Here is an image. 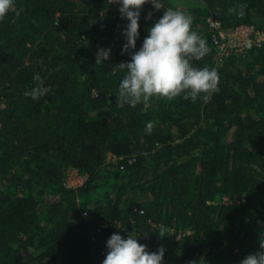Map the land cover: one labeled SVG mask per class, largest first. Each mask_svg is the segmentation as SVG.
Instances as JSON below:
<instances>
[{
  "label": "trees",
  "instance_id": "16d2710c",
  "mask_svg": "<svg viewBox=\"0 0 264 264\" xmlns=\"http://www.w3.org/2000/svg\"><path fill=\"white\" fill-rule=\"evenodd\" d=\"M184 1L149 0L131 51L166 9L181 11L210 49L193 66L215 69L219 91L133 107L117 98L131 59L120 4L14 0L19 16L0 21V264H103L114 232L163 246L162 264H239L259 250L264 42L219 60L208 18L264 29V0ZM99 47L111 55L96 65ZM36 74L51 87L39 100L24 95ZM71 169L80 185L65 184Z\"/></svg>",
  "mask_w": 264,
  "mask_h": 264
},
{
  "label": "clouds",
  "instance_id": "9594fccd",
  "mask_svg": "<svg viewBox=\"0 0 264 264\" xmlns=\"http://www.w3.org/2000/svg\"><path fill=\"white\" fill-rule=\"evenodd\" d=\"M148 2L111 0V3L121 5V16L130 21L122 33L126 38L122 54L129 53L131 59L118 64L120 70H126L119 84L118 100L135 107L139 103H147L152 97L172 100L183 95L185 100L196 102L203 94L202 99L207 103L211 94L219 91V76L215 69L193 66L192 61L203 59L210 49L206 39L192 30L191 16L172 8L166 9L163 16L148 29L149 35L145 37L142 47L138 51H131L136 48L140 35L141 10ZM151 3L156 10L164 8L158 0H151ZM10 11H15L17 16L20 14V10L14 9V0H0V21ZM232 11L229 9V12ZM239 14L243 16L244 13L241 11ZM110 55L111 48L99 47L95 64L107 62ZM33 80L36 86L31 91H25V96L39 100L51 91L39 74ZM151 130L152 124L149 123L146 131L150 133ZM158 232L160 237L170 236L166 235L163 226ZM107 249L103 264H162L165 253L163 246L157 252H149L147 245L139 243L131 233L125 239L118 232L108 239ZM239 264H264V238L260 240L259 250L248 254Z\"/></svg>",
  "mask_w": 264,
  "mask_h": 264
},
{
  "label": "built area",
  "instance_id": "2783aa9c",
  "mask_svg": "<svg viewBox=\"0 0 264 264\" xmlns=\"http://www.w3.org/2000/svg\"><path fill=\"white\" fill-rule=\"evenodd\" d=\"M209 25L215 29L214 42L219 60L225 57L240 55L245 51V48L252 45L261 46L264 42V29L254 22H242L234 28H223L222 22L218 18L209 17ZM71 171L81 175L77 169H71L66 176L65 184L69 186L68 175ZM82 177V175H81Z\"/></svg>",
  "mask_w": 264,
  "mask_h": 264
},
{
  "label": "rangeland",
  "instance_id": "374dc122",
  "mask_svg": "<svg viewBox=\"0 0 264 264\" xmlns=\"http://www.w3.org/2000/svg\"><path fill=\"white\" fill-rule=\"evenodd\" d=\"M188 1V0H187ZM185 2L184 0H177V3H179V5L181 6V4ZM192 1H188V3H191ZM115 158V156H112V154H110L108 156L109 160H113ZM85 177H81V175L75 174V171H71L68 175V182H69V186H77L80 185L83 181H84Z\"/></svg>",
  "mask_w": 264,
  "mask_h": 264
}]
</instances>
